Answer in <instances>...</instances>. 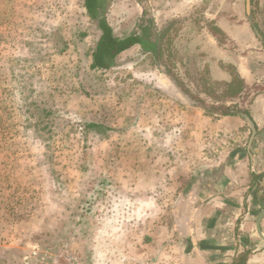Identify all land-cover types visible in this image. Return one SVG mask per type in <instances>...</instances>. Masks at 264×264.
<instances>
[{
	"label": "rangeland",
	"instance_id": "obj_1",
	"mask_svg": "<svg viewBox=\"0 0 264 264\" xmlns=\"http://www.w3.org/2000/svg\"><path fill=\"white\" fill-rule=\"evenodd\" d=\"M85 1L0 0V264H155L145 245L168 220L170 185L126 199L133 184L119 180H146L148 162L165 161L163 130L151 134L155 97L198 102L181 84L193 46L185 23L171 26L160 39L146 33L154 53L135 45L93 70L99 32ZM99 3L114 37L141 36L150 24L132 0Z\"/></svg>",
	"mask_w": 264,
	"mask_h": 264
},
{
	"label": "crops",
	"instance_id": "obj_2",
	"mask_svg": "<svg viewBox=\"0 0 264 264\" xmlns=\"http://www.w3.org/2000/svg\"><path fill=\"white\" fill-rule=\"evenodd\" d=\"M132 1L150 13L156 39L185 23L193 47L182 55L187 84H181L195 90L197 103L210 107L206 111L184 97H155L160 118L154 117L151 134L157 137L163 130L165 143L156 144L165 151V161L148 162L146 180L138 179L143 172L119 180L133 184L132 193L124 192L126 199H142L162 181L170 185L164 192L174 199L168 220L148 235L147 257L155 264H264V0ZM155 24L164 25L158 29ZM190 73H206L207 81L189 79ZM234 77L243 83L235 97L203 90ZM221 106L227 114L217 110ZM241 114L256 128L252 143ZM154 168H164V177Z\"/></svg>",
	"mask_w": 264,
	"mask_h": 264
},
{
	"label": "trees",
	"instance_id": "obj_3",
	"mask_svg": "<svg viewBox=\"0 0 264 264\" xmlns=\"http://www.w3.org/2000/svg\"><path fill=\"white\" fill-rule=\"evenodd\" d=\"M84 8L86 9L88 17L95 24L99 36L97 42L94 46L92 53V64L90 66L93 70H108L115 65L116 58L123 53L124 51L130 49L135 45H139L146 49L147 51L155 52V44L151 39H148L146 33L155 35L151 24H148L146 28L144 27L141 36H129L124 39L114 37L111 28L107 24L105 19H99V9L101 5L99 0H86ZM160 39V38H159ZM202 79V77H201ZM206 79V78H205ZM207 81V79H206ZM243 87L242 81L238 77H234L232 81L227 83L214 84V86L204 88V92L208 95L220 94V98H232L235 97L241 91ZM214 88L215 91L211 89ZM206 111L207 107L201 105ZM240 112V111H239ZM222 115H225V111L220 112ZM92 125L88 126L91 128ZM96 128V126H93Z\"/></svg>",
	"mask_w": 264,
	"mask_h": 264
},
{
	"label": "water",
	"instance_id": "obj_4",
	"mask_svg": "<svg viewBox=\"0 0 264 264\" xmlns=\"http://www.w3.org/2000/svg\"><path fill=\"white\" fill-rule=\"evenodd\" d=\"M181 96L184 97L185 99H188L187 96L184 94H181ZM241 115L244 118V120L246 121L249 129L251 130L250 143H252V141L254 140V137L256 135V128H255L253 122L251 121V119L248 117V115H246V114H241ZM257 229L260 232L259 223H258Z\"/></svg>",
	"mask_w": 264,
	"mask_h": 264
},
{
	"label": "built area",
	"instance_id": "obj_5",
	"mask_svg": "<svg viewBox=\"0 0 264 264\" xmlns=\"http://www.w3.org/2000/svg\"><path fill=\"white\" fill-rule=\"evenodd\" d=\"M146 264H150V263H146Z\"/></svg>",
	"mask_w": 264,
	"mask_h": 264
}]
</instances>
